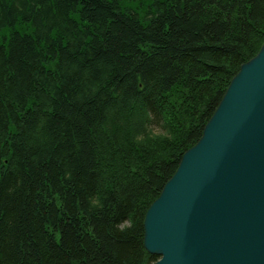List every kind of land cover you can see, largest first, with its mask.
<instances>
[{
  "label": "trees",
  "instance_id": "1",
  "mask_svg": "<svg viewBox=\"0 0 264 264\" xmlns=\"http://www.w3.org/2000/svg\"><path fill=\"white\" fill-rule=\"evenodd\" d=\"M263 42L264 0H0V264L154 262L144 214Z\"/></svg>",
  "mask_w": 264,
  "mask_h": 264
},
{
  "label": "water",
  "instance_id": "2",
  "mask_svg": "<svg viewBox=\"0 0 264 264\" xmlns=\"http://www.w3.org/2000/svg\"><path fill=\"white\" fill-rule=\"evenodd\" d=\"M143 264H264V42L150 203Z\"/></svg>",
  "mask_w": 264,
  "mask_h": 264
},
{
  "label": "rangeland",
  "instance_id": "3",
  "mask_svg": "<svg viewBox=\"0 0 264 264\" xmlns=\"http://www.w3.org/2000/svg\"><path fill=\"white\" fill-rule=\"evenodd\" d=\"M240 68V67H239ZM238 71V70H237ZM234 76V75H233ZM232 76V77H233ZM231 80V79H230ZM230 82V81H229ZM227 88V87H226ZM224 94V93H223ZM223 94H222V96H223ZM183 96V94L182 93H180V92H176L175 93V96H174V100L176 101H178V100H180V98ZM222 96H221V98H222ZM221 98H220V100H221ZM220 100H219V102H220ZM218 102V103H219ZM218 105V104H217ZM217 107V106H216ZM154 130H157V128H155ZM150 254V253H149ZM151 255H154V254H151ZM154 256H157V255H154ZM158 258V257H157Z\"/></svg>",
  "mask_w": 264,
  "mask_h": 264
},
{
  "label": "bare ground",
  "instance_id": "4",
  "mask_svg": "<svg viewBox=\"0 0 264 264\" xmlns=\"http://www.w3.org/2000/svg\"><path fill=\"white\" fill-rule=\"evenodd\" d=\"M189 147H190V146H189ZM189 147H188V148H189ZM188 148H186V149H188ZM186 149H185V150H186Z\"/></svg>",
  "mask_w": 264,
  "mask_h": 264
}]
</instances>
